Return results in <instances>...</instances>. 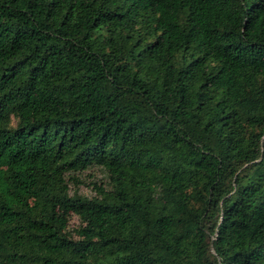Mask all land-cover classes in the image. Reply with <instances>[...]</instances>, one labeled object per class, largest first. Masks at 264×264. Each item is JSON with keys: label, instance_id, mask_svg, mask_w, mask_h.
Listing matches in <instances>:
<instances>
[{"label": "trees", "instance_id": "16d2710c", "mask_svg": "<svg viewBox=\"0 0 264 264\" xmlns=\"http://www.w3.org/2000/svg\"><path fill=\"white\" fill-rule=\"evenodd\" d=\"M0 264H264V0H0Z\"/></svg>", "mask_w": 264, "mask_h": 264}, {"label": "rangeland", "instance_id": "374dc122", "mask_svg": "<svg viewBox=\"0 0 264 264\" xmlns=\"http://www.w3.org/2000/svg\"><path fill=\"white\" fill-rule=\"evenodd\" d=\"M77 225H78V222L72 218L70 221V228L76 227Z\"/></svg>", "mask_w": 264, "mask_h": 264}]
</instances>
